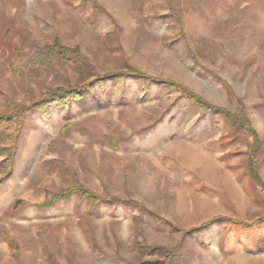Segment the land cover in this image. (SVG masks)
<instances>
[{"label":"rangeland","instance_id":"rangeland-1","mask_svg":"<svg viewBox=\"0 0 264 264\" xmlns=\"http://www.w3.org/2000/svg\"><path fill=\"white\" fill-rule=\"evenodd\" d=\"M58 90L0 134V264H264V0H0V114Z\"/></svg>","mask_w":264,"mask_h":264},{"label":"trees","instance_id":"trees-1","mask_svg":"<svg viewBox=\"0 0 264 264\" xmlns=\"http://www.w3.org/2000/svg\"><path fill=\"white\" fill-rule=\"evenodd\" d=\"M60 45L55 42L52 46L45 47L39 51H37L34 56L28 61V66L33 67H47L49 69L52 68L54 63H58L64 67H68L69 65H78L77 71L80 76H84L86 71L91 67L89 64H86V61L78 55V52L75 50H70L67 48L59 47ZM52 70V69H51ZM25 73V71H24ZM136 77H142L138 73H135ZM100 81V80H98ZM148 81V80H146ZM121 78H118L116 81V90H119V84H121ZM87 90L91 91V86L86 87ZM183 93L189 95L190 99L199 105L203 112H210L213 109V106L201 101L197 96L193 94H189L185 89H183ZM81 93L79 90H58L55 91L53 94L47 96L46 98L42 99L39 102L32 104L29 107H21L20 105H12L8 109L7 112L0 114V134H3L9 126L17 124V130L25 123L27 116L31 113H35L38 111H42L43 113H48V108L51 105H55L58 108H61L63 112L66 114L69 112V107L72 102L77 101L78 99L82 98L80 95ZM221 111V109H218ZM224 112V117L226 121L228 119H232L234 125H238L239 122L234 119V117L229 112ZM72 194H77L79 198H86L88 199L90 205L98 204L101 199L97 197L95 194L90 193L89 191L83 189L82 187L71 189ZM66 197H64V200ZM66 201V200H65Z\"/></svg>","mask_w":264,"mask_h":264}]
</instances>
